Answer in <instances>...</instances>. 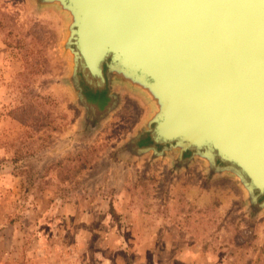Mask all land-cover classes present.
<instances>
[{
	"label": "rangeland",
	"instance_id": "374dc122",
	"mask_svg": "<svg viewBox=\"0 0 264 264\" xmlns=\"http://www.w3.org/2000/svg\"><path fill=\"white\" fill-rule=\"evenodd\" d=\"M45 13L62 22L50 9L23 16L0 0V264H264V228L250 232L227 213L234 208L250 223L257 221L241 189L228 205L221 192L199 196L193 180L171 183L185 175L201 181L203 166L194 171L186 167V152L164 147H157L162 157L156 159L122 150L130 137L140 146L144 136L134 117L114 119L103 133L101 127L84 130L60 45L52 49V36L33 26L48 25ZM52 82L60 88L50 89ZM57 140L59 156L67 143L71 151L92 144L62 159L50 152ZM110 145L115 152L100 164L115 169L111 181L99 178L100 164L96 172L92 168ZM83 156L88 162L68 183L26 180V165ZM74 167L80 164L68 166Z\"/></svg>",
	"mask_w": 264,
	"mask_h": 264
},
{
	"label": "water",
	"instance_id": "95a60500",
	"mask_svg": "<svg viewBox=\"0 0 264 264\" xmlns=\"http://www.w3.org/2000/svg\"><path fill=\"white\" fill-rule=\"evenodd\" d=\"M8 2L23 16L50 9L60 17L61 23L45 13L48 25L33 26L52 36V49L60 45L66 83L87 133L99 127L103 133L114 119L134 117L144 136L140 146L130 137L122 150L137 158L150 153L152 159L162 157L157 147L186 152V167L195 171L200 164L205 175L171 183L193 180L199 196L221 192L228 205L241 189L257 221L250 223L228 206L227 213L250 232L264 228V0ZM50 87L60 88L57 82ZM91 144L71 151L67 143L59 156L57 140L50 152L64 159ZM112 147L92 165L94 172L115 152ZM99 169V178L114 179V168Z\"/></svg>",
	"mask_w": 264,
	"mask_h": 264
},
{
	"label": "trees",
	"instance_id": "16d2710c",
	"mask_svg": "<svg viewBox=\"0 0 264 264\" xmlns=\"http://www.w3.org/2000/svg\"><path fill=\"white\" fill-rule=\"evenodd\" d=\"M87 156L77 157L76 159L54 164L38 161L34 164L26 165V169H24L26 180L29 185H32L33 181L41 182L43 180L49 186H57L65 182L68 183L71 179L73 180L76 178L79 172L84 169V165L88 162ZM75 162L77 164L79 163L80 167L68 168L70 164Z\"/></svg>",
	"mask_w": 264,
	"mask_h": 264
},
{
	"label": "bare ground",
	"instance_id": "6f19581e",
	"mask_svg": "<svg viewBox=\"0 0 264 264\" xmlns=\"http://www.w3.org/2000/svg\"><path fill=\"white\" fill-rule=\"evenodd\" d=\"M144 141H145V145H146V143H148V137L145 136Z\"/></svg>",
	"mask_w": 264,
	"mask_h": 264
}]
</instances>
